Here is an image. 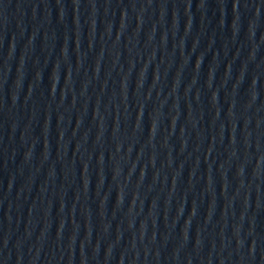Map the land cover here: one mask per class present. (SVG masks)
I'll return each instance as SVG.
<instances>
[{
  "label": "water",
  "instance_id": "water-1",
  "mask_svg": "<svg viewBox=\"0 0 264 264\" xmlns=\"http://www.w3.org/2000/svg\"><path fill=\"white\" fill-rule=\"evenodd\" d=\"M0 264H264V0H0Z\"/></svg>",
  "mask_w": 264,
  "mask_h": 264
}]
</instances>
